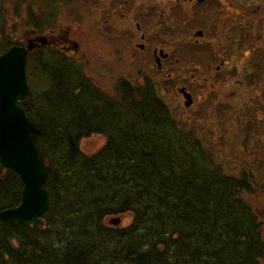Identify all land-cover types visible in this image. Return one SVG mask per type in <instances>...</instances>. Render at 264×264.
<instances>
[{"label": "trees", "instance_id": "1", "mask_svg": "<svg viewBox=\"0 0 264 264\" xmlns=\"http://www.w3.org/2000/svg\"><path fill=\"white\" fill-rule=\"evenodd\" d=\"M26 2L34 29L51 28L54 1L47 12L32 0L14 4ZM34 55L44 86L28 85L20 106L47 169L49 204L42 226L0 220V264H264L262 224L241 197L257 189L251 173L226 175L150 83L119 80L113 98L66 53ZM93 134L105 144L86 155L80 142ZM21 189L0 164V211L19 204ZM128 213L127 226L105 224Z\"/></svg>", "mask_w": 264, "mask_h": 264}, {"label": "rangeland", "instance_id": "2", "mask_svg": "<svg viewBox=\"0 0 264 264\" xmlns=\"http://www.w3.org/2000/svg\"><path fill=\"white\" fill-rule=\"evenodd\" d=\"M53 1L56 19L42 33L52 44L33 54L47 47L66 53L113 98L119 97V80L140 88L150 83L176 122L211 149L226 175L251 173L257 189L241 197L261 222L264 238V0H221L215 9L203 5L194 11L188 1L177 7L174 0ZM46 2L32 0L31 6L47 12ZM14 3L0 0L6 31L13 41L27 43L32 30L33 37L41 34L24 19L29 3L22 8ZM198 29L210 38L197 47ZM34 56L27 83L41 88L44 81L33 73ZM156 59H166V66L157 68ZM184 91L193 97L190 106ZM104 144L103 136L93 134L83 138L80 149L91 155ZM118 217L120 227L132 219L130 213ZM114 218L105 224L114 226Z\"/></svg>", "mask_w": 264, "mask_h": 264}, {"label": "water", "instance_id": "3", "mask_svg": "<svg viewBox=\"0 0 264 264\" xmlns=\"http://www.w3.org/2000/svg\"><path fill=\"white\" fill-rule=\"evenodd\" d=\"M195 34L202 35L200 30ZM50 44L47 37L37 38L26 47H11L0 56V164L15 171L22 183L20 203L15 208L0 211V220L13 227L42 226L44 222L40 216L48 209L49 197L44 186L47 169L32 141L29 120L20 104L30 93L26 75L27 56L31 51ZM160 56L166 55L160 51ZM156 65L160 67L158 59ZM183 93L188 101L186 106H190L192 98ZM119 221L117 217L110 224L116 226Z\"/></svg>", "mask_w": 264, "mask_h": 264}, {"label": "flooded vegetation", "instance_id": "4", "mask_svg": "<svg viewBox=\"0 0 264 264\" xmlns=\"http://www.w3.org/2000/svg\"><path fill=\"white\" fill-rule=\"evenodd\" d=\"M175 1V5L174 6H177L178 7V5H180V4H182L183 2H189V5H190V10H192L193 9V11L196 9V7L197 6H208V5H212L213 7H214V9L215 8H217V6H222V4H221V0H174ZM229 10H230V12L232 11V13H236L237 11H236V7H229ZM238 10V9H237ZM3 11H4V9H3V7L2 8H0V24H1V26H0V56L1 55H3V54H5L7 51H8V49H10L11 47H15V46H22V47H26L29 43H30V41H33L34 39H37V38H42V37H47V36H44L43 34H41L40 36H37V37H33L32 35H33V30L30 32V34H28L27 35V37H28V42L27 43H24L23 41H19L18 43L17 42H15V41H13L12 40V37H10V35L9 34H7V31H6V25H5V23H6V19H4V16H3ZM214 18V17H213ZM24 19L26 20V22L30 25L31 24V21H30V18L28 17V15L26 14V17H24ZM213 21H217V19L216 18H214V20ZM201 31V33H202V35H198V36H194V38H195V43H194V45L195 46H199L198 44L202 41V40H204V38H210V36H208V34L206 33L207 31H205L204 29L202 30V29H198V31ZM197 31V32H198ZM37 32V31H36ZM196 32V33H197ZM48 38V37H47ZM200 39V40H199ZM199 40V41H198ZM51 44H52V42H51ZM50 44V45H51ZM49 45V46H50ZM34 52H32L31 51V53L27 56V60H26V63H27V65H26V71H27V67H28V65H29V60H31L32 58H33V54ZM33 54V55H32ZM154 53L152 52V55H153ZM157 54V53H156ZM155 54V55H156ZM166 54V53H165ZM165 54H163V55H165ZM168 55V54H167ZM153 58H154V55H153ZM167 59V58H166ZM166 59L165 60H160L161 61V63H160V67L159 68H164L165 66H166ZM179 61V59L177 58H175L174 59V63H176L177 64V62ZM155 62V64H156V61H154ZM156 67H157V65H156ZM219 68H217V70H218ZM185 92V91H184ZM186 94L188 95L189 93H187L186 92ZM190 95V97L192 98V101H193V97H192V95L191 94H189Z\"/></svg>", "mask_w": 264, "mask_h": 264}, {"label": "bare ground", "instance_id": "5", "mask_svg": "<svg viewBox=\"0 0 264 264\" xmlns=\"http://www.w3.org/2000/svg\"><path fill=\"white\" fill-rule=\"evenodd\" d=\"M20 203V202H19ZM17 206V205H16ZM11 208H15V207H11ZM7 209V208H6Z\"/></svg>", "mask_w": 264, "mask_h": 264}]
</instances>
